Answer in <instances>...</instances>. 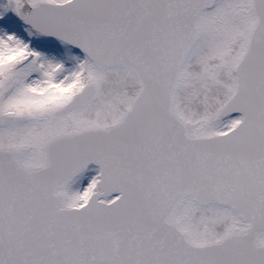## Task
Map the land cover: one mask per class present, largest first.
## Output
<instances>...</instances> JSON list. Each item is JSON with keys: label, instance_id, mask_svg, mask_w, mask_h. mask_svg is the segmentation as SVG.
I'll return each instance as SVG.
<instances>
[{"label": "snow or ice", "instance_id": "1", "mask_svg": "<svg viewBox=\"0 0 264 264\" xmlns=\"http://www.w3.org/2000/svg\"><path fill=\"white\" fill-rule=\"evenodd\" d=\"M0 264H264V0H0Z\"/></svg>", "mask_w": 264, "mask_h": 264}]
</instances>
